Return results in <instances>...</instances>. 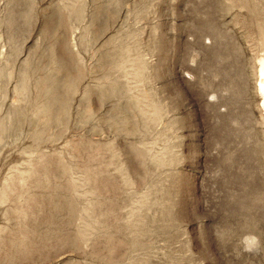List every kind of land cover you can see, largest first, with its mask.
I'll return each instance as SVG.
<instances>
[{"label":"rangeland","instance_id":"1","mask_svg":"<svg viewBox=\"0 0 264 264\" xmlns=\"http://www.w3.org/2000/svg\"><path fill=\"white\" fill-rule=\"evenodd\" d=\"M264 0H0V264H264Z\"/></svg>","mask_w":264,"mask_h":264},{"label":"bare ground","instance_id":"2","mask_svg":"<svg viewBox=\"0 0 264 264\" xmlns=\"http://www.w3.org/2000/svg\"><path fill=\"white\" fill-rule=\"evenodd\" d=\"M259 73L260 78L258 81V91L260 90L262 95V104L261 106L264 107V59L261 61V64L259 65Z\"/></svg>","mask_w":264,"mask_h":264}]
</instances>
